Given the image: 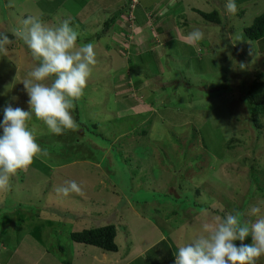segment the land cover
I'll list each match as a JSON object with an SVG mask.
<instances>
[{
    "label": "rangeland",
    "instance_id": "374dc122",
    "mask_svg": "<svg viewBox=\"0 0 264 264\" xmlns=\"http://www.w3.org/2000/svg\"><path fill=\"white\" fill-rule=\"evenodd\" d=\"M226 2L0 0V33L9 35L27 15L50 27L70 22L61 17L85 3L83 25L70 26L78 45L93 43L97 53L72 112L78 130L56 135L34 114L29 121L48 156L0 192V264H170L203 222L264 201V119L258 130L240 91L264 71V38L243 35L264 0H235V14ZM216 8L231 16L225 25L196 11ZM194 28L204 33L195 45L187 41ZM9 39L7 55L0 52V124L9 104L31 111L22 81L39 63L22 40ZM230 139L238 143L228 149ZM73 180L83 196L56 194ZM110 224L118 252L70 237Z\"/></svg>",
    "mask_w": 264,
    "mask_h": 264
},
{
    "label": "clouds",
    "instance_id": "9594fccd",
    "mask_svg": "<svg viewBox=\"0 0 264 264\" xmlns=\"http://www.w3.org/2000/svg\"><path fill=\"white\" fill-rule=\"evenodd\" d=\"M225 8L230 14L237 12L235 0H227ZM12 36L22 40L39 62L27 73L22 83L29 96L31 111L11 104L4 109L0 127V192L11 190V179L20 172L27 173L37 158L47 157L48 151L37 143L35 131L29 121H42L48 130L62 135L66 130L79 128L72 112L80 100L97 64L93 43L78 45L79 33L65 20L50 27L34 16L11 29ZM204 33L194 28L187 41L195 45ZM9 35L0 33V52L7 55ZM51 80V83L47 81ZM57 195L68 197L71 193L84 195L76 181H66L55 187ZM255 217L242 220L241 216ZM251 236L252 243L243 241ZM235 241H241L237 246ZM175 264H257L264 256V201L253 204L246 212L228 213L223 219L215 217L201 225V234L190 243L181 245L174 253Z\"/></svg>",
    "mask_w": 264,
    "mask_h": 264
},
{
    "label": "trees",
    "instance_id": "16d2710c",
    "mask_svg": "<svg viewBox=\"0 0 264 264\" xmlns=\"http://www.w3.org/2000/svg\"><path fill=\"white\" fill-rule=\"evenodd\" d=\"M65 1L66 0H62V2H65ZM85 3L83 4L80 3V5H78L80 7L78 8L79 12L77 14L73 13L75 17L73 15H70L72 17L71 21L69 22L70 25L73 23L75 26L80 21H81V24L83 25L82 21H84L86 16H88L84 14L83 12L84 11L83 9H85L86 7ZM196 11L199 14H201V16L204 17L206 20L211 21L216 24L225 25L227 20L231 18V16H229V18L221 17L219 15V10L217 8L216 10H213L212 12H205L199 9H196ZM122 12L125 13L124 11ZM29 16L31 15H27L25 16V18ZM64 16H67V15H63L61 18L63 19ZM127 16L129 19V14ZM49 20L55 21L53 20L52 17H50ZM64 20L65 19H63L62 22ZM106 23L108 26L109 24L108 21ZM54 25L59 26L60 25L59 21H55ZM159 28L161 27L159 26ZM243 35L250 41H259L262 38H264V13L257 16L254 19L253 24L244 29ZM9 37L12 38L13 36L10 34ZM261 52H264V51H261ZM254 77L255 78L252 80L251 79L243 80L242 86H241L242 89L240 91H242V97L244 98L242 99L243 102H245L246 106L247 105L249 106V109L247 111V117L253 122V125L259 130L260 128L263 127L262 123L260 122V118L264 119V71L255 73ZM79 124L86 125L85 123L81 121H79ZM258 134H260L259 131H258ZM204 139L206 140L205 137ZM237 143L238 141L236 139H230L226 143V148L231 149L235 147ZM205 144H207L206 141H205ZM203 208L204 209L206 208L207 210H212L214 207L211 205L209 206L205 205ZM219 212L222 213L221 210ZM244 219L247 220L246 217ZM70 237L74 242L86 244V245H92V246L102 249L104 252H118L119 250V246L116 242L117 226H115L114 224L94 227V228H85L80 231H73L71 232ZM235 243L237 246H240L242 242L235 241ZM259 261H257L258 264H262ZM170 264H175V256H173V262Z\"/></svg>",
    "mask_w": 264,
    "mask_h": 264
},
{
    "label": "crops",
    "instance_id": "0c3cea01",
    "mask_svg": "<svg viewBox=\"0 0 264 264\" xmlns=\"http://www.w3.org/2000/svg\"><path fill=\"white\" fill-rule=\"evenodd\" d=\"M66 1H67V0H66ZM66 1H65V2H66ZM66 15L70 17L71 14H67V13H66Z\"/></svg>",
    "mask_w": 264,
    "mask_h": 264
}]
</instances>
